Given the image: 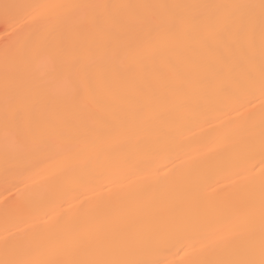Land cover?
Masks as SVG:
<instances>
[{
  "label": "snow or ice",
  "instance_id": "snow-or-ice-1",
  "mask_svg": "<svg viewBox=\"0 0 264 264\" xmlns=\"http://www.w3.org/2000/svg\"><path fill=\"white\" fill-rule=\"evenodd\" d=\"M0 24V264H264V0H0Z\"/></svg>",
  "mask_w": 264,
  "mask_h": 264
},
{
  "label": "bare ground",
  "instance_id": "bare-ground-1",
  "mask_svg": "<svg viewBox=\"0 0 264 264\" xmlns=\"http://www.w3.org/2000/svg\"><path fill=\"white\" fill-rule=\"evenodd\" d=\"M14 2H39V3H52L57 2V0H14ZM6 37L5 26L0 24V50L4 47V41ZM257 112L259 109V102L255 106ZM226 121V117H222ZM218 125V131H223L226 129L227 125H220L219 121H215ZM217 133L213 132L207 125H201L200 123H194L191 131L187 132L186 135L190 137H207L211 139ZM3 132L0 129V141H2ZM205 163H211L218 166L221 170L220 174L217 175L214 179H221L227 173L224 169L227 168L230 163V157L227 154L213 152L208 154L206 157L200 158ZM171 160H175V157H172ZM171 160H165L162 163L168 164V167H172ZM179 161H176V164L179 165ZM34 182L30 181V185L39 190L40 186L43 185V180L39 176H35ZM70 179H79V177H72ZM86 179V178H85ZM11 187L10 183L5 182L4 177V162L2 153H0V231L3 229V211L5 208V203L7 202L9 207H13L19 200V196L16 189L8 190Z\"/></svg>",
  "mask_w": 264,
  "mask_h": 264
}]
</instances>
